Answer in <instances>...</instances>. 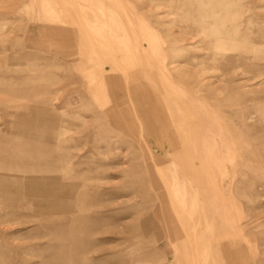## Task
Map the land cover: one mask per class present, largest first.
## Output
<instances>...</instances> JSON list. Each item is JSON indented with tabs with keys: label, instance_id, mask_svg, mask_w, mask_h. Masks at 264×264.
I'll return each instance as SVG.
<instances>
[{
	"label": "rangeland",
	"instance_id": "obj_1",
	"mask_svg": "<svg viewBox=\"0 0 264 264\" xmlns=\"http://www.w3.org/2000/svg\"><path fill=\"white\" fill-rule=\"evenodd\" d=\"M0 264H264V0H0Z\"/></svg>",
	"mask_w": 264,
	"mask_h": 264
}]
</instances>
